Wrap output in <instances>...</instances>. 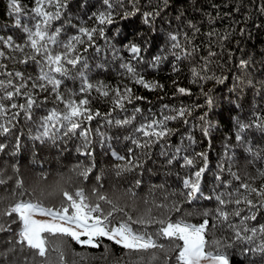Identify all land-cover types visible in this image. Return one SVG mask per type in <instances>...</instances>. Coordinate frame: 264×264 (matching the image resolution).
Returning a JSON list of instances; mask_svg holds the SVG:
<instances>
[{"label":"trees","instance_id":"1","mask_svg":"<svg viewBox=\"0 0 264 264\" xmlns=\"http://www.w3.org/2000/svg\"><path fill=\"white\" fill-rule=\"evenodd\" d=\"M17 4L21 7L19 14L13 12L10 0H0V37L4 40L12 37L11 46L0 42L3 53L0 55V80L12 79L15 85L23 84L22 93L30 95L35 103L29 113L31 120L23 110L17 109L20 114L13 122L12 131L0 135V143L6 145V150L0 152V178L6 181L0 185V198H3L0 211L20 198L13 196L16 178L23 181V187L16 191L24 192V199H40L47 207L58 206L60 197L49 196L47 192L54 180L63 175L65 179L71 178L66 187L70 190L83 188L93 200V189L110 199L120 195V205L133 219L148 208H152L155 216L167 213V209L154 208V203L176 204L181 211L171 212L172 218L192 213L186 218L193 224L202 223L206 218L209 222L206 239L231 243L234 233L229 223L240 224V218L232 213L239 208L248 215V206L243 202L221 206L217 197L228 200L232 193L233 201L248 198L257 203L258 208L259 202L264 200L256 192L239 187L248 184L257 192L264 190V127L257 126L264 125V0H139L136 5L139 12L128 19L121 17L125 12L134 11L133 5L128 0H113L114 23L104 26L103 36L97 31L91 42L85 36L83 44H76V52L83 59L71 69L69 77L61 78L56 92L51 91V85H47L46 91L32 87L38 81L41 68L48 69L43 63L38 65L29 59L33 50L23 27H17L16 21L19 19L22 26L31 27L35 23L31 8L36 2L17 0ZM43 9L55 12L48 0H44ZM105 10L102 0H67L59 18L52 21L50 31L60 28L59 39L67 42L70 37L80 35V27L98 29L94 14ZM153 11L160 14L144 24L143 13ZM136 33L150 41L142 44L139 61L133 60V54L124 46ZM170 34L177 35L180 47H172ZM49 48L62 51L52 44ZM154 56L162 59L155 62ZM25 60L27 62L22 63ZM129 63L135 69V77L121 67ZM16 72L22 73V77L8 75ZM81 72L93 85L85 93L80 92ZM139 76L150 84L149 88L135 83ZM153 84L162 87L151 86ZM126 88L131 89L127 94L129 98L123 100V108L116 107L115 90L124 94ZM178 88L187 91L181 94ZM104 91L108 96L101 94ZM57 94L77 102L88 98L93 119L83 120L76 133L64 135L65 129L54 140L36 139L37 121L52 109L64 110L63 102L56 99ZM26 100L21 94L11 103L25 104ZM181 110L184 114L178 116ZM165 116H177L166 122L167 128L172 130L170 135L148 147H136L132 143L133 139L141 144L145 140L142 134L135 132L136 128ZM117 120L131 122L117 124ZM237 122L253 125L241 133L242 141L236 140ZM85 130L90 141L86 146L85 138L79 135ZM129 148L133 149L132 154ZM248 148H252V152H248ZM117 155L126 159L119 160ZM184 156L192 159L193 164L185 166ZM128 159L139 166L117 176L116 166L125 164ZM169 160L172 162L168 163ZM89 167L87 178L79 175ZM200 168L205 169L200 177V192L189 202V189L184 187L183 181L194 180V173ZM136 180L141 181L139 186ZM219 207L229 213L228 222L217 219ZM104 210H109L107 205ZM255 215L257 219L249 220V226L264 225V208H259ZM15 219V215L0 217V223L11 228L9 232L0 233V252L11 246L9 238H14L19 229V223H13ZM139 227L133 224L134 229ZM152 230L154 226L149 227V231ZM69 243L67 260L71 264V253L85 249L75 242ZM104 243L110 242L105 240ZM245 246L254 245L227 249L231 264H264L259 253L241 255ZM87 251L99 257L104 249L89 248ZM122 251L113 245L107 261L89 260L88 264H117ZM55 256L52 253L54 259ZM31 259V251L17 246L14 252L0 256V264H29ZM35 264H39V258Z\"/></svg>","mask_w":264,"mask_h":264},{"label":"snow or ice","instance_id":"2","mask_svg":"<svg viewBox=\"0 0 264 264\" xmlns=\"http://www.w3.org/2000/svg\"><path fill=\"white\" fill-rule=\"evenodd\" d=\"M35 2L36 6L31 8V12L34 14L32 19L35 23L31 27L28 25L22 26L20 20L17 19L16 26L23 27V31L27 34V42L33 50V54L29 59L38 65L43 63L48 69L44 71V68H41L38 81L32 87H39L41 91H46L47 85H51V91L56 92L58 86L62 83L61 78L69 77L72 74L71 69L76 68L83 59L76 52V44H83L85 41L82 37L85 36L91 42L93 35L97 31L100 36H103L104 26L114 23L113 12L111 11L114 7L113 0H102L106 10L94 14V19L99 25L98 29L80 27L78 29L80 35L70 37L67 42L60 41V28L50 31L52 21L59 18L61 10L67 5V0H48V3L55 7V12L43 9L44 0H35ZM128 2L133 5L134 11L125 12L121 19H128L139 12V8L136 7L139 0H128ZM10 7L15 13L19 14L21 12V7L17 4V0H10ZM159 14L158 11L144 12L143 23L149 24ZM169 38L173 42V48L180 47L176 34H170ZM0 42L11 46L12 37H8L7 40L0 37ZM148 43L150 41L146 40L143 34L136 33L133 35L132 40H129L124 46L133 54L132 59L139 61L141 59L142 44ZM49 44L56 45L62 51L49 48ZM16 47L19 48L20 46L17 45ZM0 55H3V53L0 52ZM37 57H40V59H37ZM161 59L162 57L160 56L153 57V61L155 62H159ZM26 62L27 60L22 61V63ZM241 63L245 62L242 61ZM121 67L127 69L128 73L134 77L136 76L135 69L131 63L122 64ZM8 75L22 77V73L20 72L9 73ZM79 75L83 80L80 92L85 93L93 85L89 83L82 72ZM45 81L46 83H44ZM135 83L141 84L145 88L150 87V84L144 80L143 76L136 78ZM151 86L162 87L155 84ZM23 88V84L15 85L12 79H8L7 81L0 80V135H7L12 131L15 126L13 122L20 114L19 111H16L17 109L23 110L27 119H32L29 113L35 101L27 93H22ZM97 90L99 91L100 89ZM177 91L183 94L187 90L178 88ZM115 92L117 98L114 100V104L116 107L123 108V100L129 98L127 94L131 92V89L126 88L124 94H121L119 89H116ZM21 94L27 97L25 104L11 103V100L15 96ZM101 94L108 96L109 93L104 91ZM56 99L63 102L64 110L61 112L52 109L37 121L36 139L48 138L54 140L65 129L64 135L76 133L81 128L83 120L90 121L93 119L88 108V98H81L77 102L71 98L64 99L61 95L57 94ZM135 99H141V97H135ZM129 102L131 101L129 100ZM208 103L211 104L212 101L209 100ZM136 111H139V109H136ZM183 114V110L177 113L178 116H182ZM176 118L177 116H165L163 119H152L150 122L141 124L135 129V132L145 137L144 143L141 144L136 139H133L132 143L136 147H148V145L159 141L161 138L167 137L171 134L172 130L167 128L166 122ZM130 122L129 120L116 121L117 124H128ZM252 126L243 122H237L236 140L242 141L241 133ZM257 126L264 127V125ZM79 135L85 138V146L90 143L87 140V130L80 131ZM205 135H207V129H205ZM17 143H19L18 137ZM5 150L6 145L0 143V152H4ZM179 151L180 149L177 148V152ZM247 151L252 152V148H248ZM128 152L132 154L133 149L129 148ZM88 155H91V153H88ZM113 155L116 154L113 153ZM117 159L123 161L126 157L117 155ZM183 159L185 166L193 164V160L189 157L184 156ZM171 162V160L168 161V163ZM137 166L139 165L134 164L131 159H128L125 164L116 166V175L120 176L125 172H130ZM90 171V167L86 168L79 172V175L87 178ZM204 171V168H200L194 173V180L188 178L183 181L184 187L189 189L187 192L189 202L200 192V177ZM233 176L239 179L235 173H233ZM41 179H43V176H41ZM70 179H65L63 175H60L49 186L50 191L47 192V195L59 196L60 203L58 206L47 207L40 199H24V192L16 191L23 187V181L20 178H16V190L13 191V196L18 195L20 198L14 199L13 203H10L5 209L0 211V217L15 215L16 219L13 220V223L18 222L19 229L14 233V238H9L8 243L11 246L5 252H0V256H7L8 253L14 252L16 247L19 246L21 250L27 249L32 252V259L29 264H35L37 258H39V264H68L67 250L70 247L69 242L71 241L85 249L84 251L71 253L73 257L71 264H88L89 260L96 259L107 261L111 255L113 245L119 246L123 250L117 264H160L162 258L163 264H203V262H206V264H231V257L227 249L235 248L238 245H254L253 247H243L241 255H246L249 252L254 254L259 253L262 259H264V225L256 227L249 226L247 223L249 220L255 221L257 219L255 213L259 208H264V200L259 202L258 208L257 203L248 198L235 199L233 201L231 198L232 193H229L228 200H225L223 197H217L221 206L231 203L240 205L243 202L248 206L249 212L248 215H244L243 211L237 208L232 213V215L240 218V224L229 223L234 237L231 243L224 244L221 241H208L206 239V227L209 223L206 218L199 224L190 223L186 218L191 216L192 213H185L184 216L179 218H172L171 212L180 213L181 211L180 207L176 204L169 206L167 204L154 203V208L167 209V213L155 216L152 214V208H148L144 214L133 219L129 211H126L125 207L120 205V195H116L114 199H110L97 189H93L92 195L95 197L93 200L85 194L83 188L70 190L66 187ZM96 179L99 181L100 177ZM4 183H6L5 179L0 178V185ZM140 183V180H136L137 186ZM239 187L246 191L256 192L258 196L264 197V190L257 192V189L250 188L248 184H241ZM2 199L0 198V200ZM145 203L147 204V201ZM104 205H107L109 208L107 212L104 210ZM37 214L49 217V219H36L35 216ZM204 215L207 216V213ZM217 219L222 222H228L229 213L223 207H219L217 209ZM133 224L140 225V227L134 229ZM150 226H154V230L149 231ZM9 231H11L10 227L0 223V233ZM105 240L110 243L105 244ZM257 240L260 241L258 244L255 243ZM101 247L104 251L99 257L87 251L89 248L99 249ZM52 253L56 254L55 259L52 257Z\"/></svg>","mask_w":264,"mask_h":264},{"label":"rangeland","instance_id":"3","mask_svg":"<svg viewBox=\"0 0 264 264\" xmlns=\"http://www.w3.org/2000/svg\"><path fill=\"white\" fill-rule=\"evenodd\" d=\"M35 218H36V219H41V220H43V219H49V217L41 216V215H39V214H37V215L35 216ZM203 264H206V262H203Z\"/></svg>","mask_w":264,"mask_h":264}]
</instances>
